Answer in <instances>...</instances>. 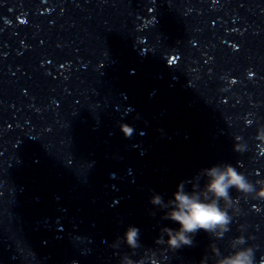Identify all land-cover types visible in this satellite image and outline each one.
Listing matches in <instances>:
<instances>
[{
  "label": "clouds",
  "instance_id": "1",
  "mask_svg": "<svg viewBox=\"0 0 264 264\" xmlns=\"http://www.w3.org/2000/svg\"><path fill=\"white\" fill-rule=\"evenodd\" d=\"M122 131L130 135L132 129L122 125ZM257 139L264 142V126L257 129ZM234 150L242 153L245 151V145L235 143ZM233 189L244 198L264 200V179L252 181L229 163L216 164L200 170L191 190H186L181 182L173 193V198L167 202L159 194H153L150 202L166 209L163 219L179 225L176 229L163 227L156 243L172 251L185 246L191 247L194 235L201 230L208 233L213 241L222 239L230 231L233 218L240 215V209L231 195ZM243 230L244 226L241 225L240 231ZM139 237L140 230L129 226L123 238L118 237L114 242V247L118 248L121 243H125L132 250V255L126 254L121 258V264H146V261L159 264L157 253L154 251L146 252L139 259L132 258L141 247ZM230 248L232 251L229 254L222 255L213 243L210 248L213 264H255V249L247 245L244 235L234 237ZM208 259L205 258L201 264H207Z\"/></svg>",
  "mask_w": 264,
  "mask_h": 264
}]
</instances>
